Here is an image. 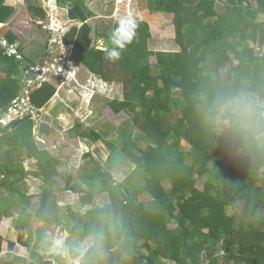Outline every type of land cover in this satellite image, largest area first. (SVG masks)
I'll return each instance as SVG.
<instances>
[{"label": "trees", "instance_id": "trees-1", "mask_svg": "<svg viewBox=\"0 0 264 264\" xmlns=\"http://www.w3.org/2000/svg\"><path fill=\"white\" fill-rule=\"evenodd\" d=\"M68 2L56 0L57 7H67L69 20L80 26L69 29L63 43L71 46L72 60L97 77L105 91L112 90L107 89L111 83L121 85V99L112 98L106 107L116 115L125 113L139 131L135 140L128 133L122 151L145 179L139 188H128L127 181L116 182L91 160L93 175L82 182L88 190L68 174L63 177V188L44 192L52 187L60 159L47 149V143L39 146L31 138L29 115L16 119L9 128L17 137L0 138V185L7 183L11 194L27 200L12 183L26 175L22 162L33 160L36 169L31 175L43 188L32 212L21 207L13 226L17 239L24 242L33 230L31 220L58 226L65 216L70 234L93 238L82 264H264V218L249 220L264 210V112L258 110L264 107V52L255 51L264 48V20L257 21L259 15L264 16V0H147L148 14L172 17L178 48L156 52L153 63L147 49L151 32L146 20L134 21L135 35L123 49L112 43L98 50L87 25L91 14L81 0ZM5 20L0 14V22ZM119 22L114 23L113 32ZM5 37L9 43L17 41L10 32ZM113 48L120 52L118 59L107 56ZM29 65L36 66L0 50L3 111L22 92L21 69ZM55 93L46 83L27 96L39 110ZM97 96L93 95L91 103ZM220 120L227 122L223 132L227 145L217 135ZM44 124L41 119L40 137L47 141ZM80 127L75 125L67 134L91 144L101 140L102 132L80 131ZM182 140L189 148L186 153ZM230 146L243 154L241 169L226 164ZM199 179L204 180L201 191L195 186ZM164 183L170 184L168 192ZM62 192L78 196V209L72 205L59 208L57 195ZM139 194L150 200L138 201ZM98 195L107 199L100 207L94 203ZM82 207L88 208L80 211ZM236 207L241 217L233 210ZM15 249L14 242L5 243L0 236V253L5 252L6 259L28 264L15 255ZM31 260L33 264H55L59 257L33 253Z\"/></svg>", "mask_w": 264, "mask_h": 264}, {"label": "rangeland", "instance_id": "rangeland-1", "mask_svg": "<svg viewBox=\"0 0 264 264\" xmlns=\"http://www.w3.org/2000/svg\"><path fill=\"white\" fill-rule=\"evenodd\" d=\"M120 5L122 9L121 17L127 16L133 21L137 20L142 22V20H146L148 22L151 38L147 41V49L150 55L151 63L154 61V54L156 52L178 50L173 41L174 34L171 23L172 17L170 15L148 16L146 12L147 0H121ZM129 9L132 10V12L129 13ZM102 10L104 9H100V11ZM123 10H126L127 13L125 14L126 11L124 12ZM59 20H63L61 15H59ZM263 20V15H259L257 17V21ZM97 21L100 22L99 26L101 27V31H95L96 35L105 33L109 34V32H111V28H113V21L108 23L107 20H103L102 16ZM248 29L250 30V28ZM63 30L65 29L63 28ZM92 37H95V34H93ZM249 45L250 47H254L251 43H249ZM42 50L43 47H40V52L36 53V56H32V60L38 59ZM255 51L261 54L264 52V48L258 50L255 48ZM231 53L232 52H230V55ZM234 63L235 62L233 61L232 64ZM74 69L77 70V81L79 82L80 86L87 84L88 81L91 80L93 89L103 94L99 95L96 93L98 96L93 99L95 102L91 103L89 95L82 93V89L74 91L66 89L63 86H58V94L60 96L59 99L50 101L43 108L42 120L45 123L44 125H47L46 127L48 129L46 134L49 135V140H47V149L53 150L54 154L58 156L61 162L57 168V174L53 178L52 189L63 188L66 184V181L63 179V177L68 174L73 176L74 183L83 185L82 182H84L88 176H92L94 172V165L91 160L98 163L102 171H105L107 174H109L116 182H121L124 180L127 181L126 185L128 188H139V186L143 183V177L145 179L143 171L139 169L136 171V166H134L133 163L123 155L122 151L128 133L131 135L130 138L135 140L139 135V131L133 127L131 120L125 113L116 115L113 114L108 107H106V103L112 98L121 99V85L118 83H111V86L107 87V89L112 88V90L105 91L104 87L101 86V83L99 86L95 87V77L92 76L82 65L74 64ZM222 78H225L224 73H222ZM73 86L74 84H70V87ZM258 110L264 112V107H260ZM31 121L33 122L31 138L34 137V139L39 142L42 140L43 142L39 143V146H41L40 144L43 145V143L46 142V139L40 137V126L38 124L41 120ZM77 124L82 126V128L80 127L79 129L80 131L90 129L102 132L101 140L95 144H91L89 140H82L78 138L73 139L74 135L70 137L69 133L67 134V131L74 130L73 127ZM216 126L218 133L217 135L220 134L222 138V145H227L223 134L227 128V122L224 120L217 121ZM19 141L21 143L24 140ZM261 143L264 144V135L262 136ZM180 145L183 147L181 148L183 153L189 151L185 141L182 140ZM140 146L143 148L145 143H140ZM86 154H89V157H83ZM226 164H232L236 169H241L244 166L243 154L239 150H236L230 146ZM22 166L24 172L26 173L25 177L23 179H19L17 182H13L12 185L14 189H17L20 194H24L27 200L19 196V194H11L10 191L12 189L8 187L7 183H4L0 186V210H2L1 206H4V210L0 211L1 219H3V221L9 219L10 217L8 216L10 215L11 211L15 213L14 217L12 218V224L11 226H8L7 232L3 233L6 226L5 224L1 223L0 233L3 235L5 243L8 241L14 242L16 246L15 253L18 256L28 260V264H33L31 261V255H33V253H40V255H43L45 258L51 256L59 257L58 253H60L61 255L63 254L67 256L69 259L71 257V261L77 259H72L73 256L70 255L71 253H69V248H71L69 244H71V246L80 245L79 247H81V250L85 252V250L87 251V249L93 243L92 238H86L81 243H78L75 236L72 235L71 243L69 241L66 243L65 241L64 245L60 246L58 243L55 247H52L53 243L56 241L54 240V235H57V237L60 235L59 229L57 230L56 234L52 228L42 225L41 223L36 222V220H31V228L33 230L25 235V244L23 240L20 241L17 239V233L15 234L13 231V226L19 216L18 210H20L21 207H25L32 212V210L36 207L37 197L40 196L41 192L39 193V191L43 190V188H40L41 182H39L38 179L35 180L36 178L31 175V173H33L36 169L34 161L25 160L22 162ZM204 180L199 179L195 184L196 188L200 191L202 190ZM164 189L168 192L170 190V184L164 183ZM51 191V188H46L44 190V192ZM97 197L98 198L95 201L96 205L100 207L106 203L107 199L105 196L98 195ZM59 199L62 202L61 206L59 207L61 210H64L67 205L75 206L74 209H78L79 203H77V195L65 192L64 197L58 198L57 200ZM137 200L140 202H147L150 200V198L146 195L139 194ZM5 204H8V206ZM79 210L83 211L85 210V207H82ZM233 210H236V214L241 217L242 212L240 211V207H236ZM63 218L67 223V218L65 216H63ZM262 218H264V210L258 211L253 217H249V220L254 222L259 221ZM169 227H172V225H169ZM63 231L64 230L61 228V232ZM67 235L70 236L68 233ZM50 238L51 241L49 240ZM66 250L68 251V255ZM75 252L78 253L79 251L77 250ZM78 255L79 253L76 256ZM0 259V264H16L14 261H10L5 258V252L0 253ZM54 263L59 264L60 260L59 263Z\"/></svg>", "mask_w": 264, "mask_h": 264}, {"label": "crops", "instance_id": "crops-1", "mask_svg": "<svg viewBox=\"0 0 264 264\" xmlns=\"http://www.w3.org/2000/svg\"><path fill=\"white\" fill-rule=\"evenodd\" d=\"M81 2H82L83 8L89 14H91L90 18L87 20V25L92 30L91 35L95 34V37L93 40H95V42H97L96 43L97 49L102 50L104 48H110L112 46V41H111V38L109 37V35L112 34L113 28H111V32H109V34L105 33V34L96 35L95 31H98V32L101 31V27L99 26L100 22H98L97 20L99 18H101V16H102L103 20H107L108 23H111V21H113V26H114V23L119 19L120 20L121 19H129L130 17H127V16L121 17V15H122L121 14L122 9H121V5H120L121 0H81ZM69 3H70V0L67 4H69ZM95 9L97 10V12ZM100 9H104V10L100 11ZM108 10H109V12H108ZM123 11L125 12L126 10H123ZM144 11H146V10H144ZM53 12H54L56 19H57V25L60 28H64L68 31L72 27H75V26L79 27L80 26L79 22L69 20V18L67 17V7H57L56 1H55L54 6H52L51 1H49V0H4L3 1V7H2V11L0 12V14L3 16V18H6V20L3 23L5 31L10 32L12 35H14L16 37V40H17L16 43H17L19 49L21 50V55L23 56V58H25L30 63H35L38 66H42L44 63L47 65H58L59 64L56 61L55 57H58V55L61 53L59 51L61 48L58 46L56 33H53L49 29V26L52 24L51 14ZM128 12L130 13V12H132V10L129 9ZM126 13H127V11L125 12V14ZM147 14H148V12H147ZM59 15H61L63 17L62 21L59 20ZM153 15L157 16V15H162V14H158V13L151 14V15L148 14V16H153ZM21 30L23 31V33ZM52 40H54V41H52ZM106 40H107V42H106ZM40 47H43V50L40 53L41 55L39 56L38 59L32 60V56H36L37 55L36 53L40 52ZM50 49H51V52H50ZM63 49L69 50L70 52H72V49L69 48V46L64 45V43H63ZM92 76H94V75H92ZM3 77H4V74L1 72L0 78H3ZM98 80L99 79L97 77H95V83H97ZM20 95L22 96V92L20 93ZM2 111L3 110L0 108V112H2ZM9 126L4 131H0V138L5 140V141H9V140L17 137V134L14 133L13 130H11L9 128ZM32 128H33V126H32ZM39 131H40V129H39ZM40 142H43V141L41 140ZM9 143H11V142H9ZM45 143H47V141L44 142L43 145H46ZM35 180H37V179H35ZM49 188H51L52 193L53 192L55 193L56 189H52V187H49ZM39 193H40V191H39ZM48 193H50V192H48ZM64 193L65 192L58 193L57 196H59L60 198H63ZM40 196H41V193H40ZM40 196L37 197V204L36 205H38V203H39ZM96 200L97 199L95 198L94 203ZM61 204H62V202L59 199L58 200V206L60 207ZM5 205L8 206V204H5ZM96 206H98V205H96ZM1 208H2V210H0V211H3L4 206H1ZM87 208L88 207H85V209H87ZM18 212L20 213V210H18ZM19 213H18V215H19ZM14 215H15V213L11 211L10 215L8 216L10 218L7 220H4V221L0 217V227H1V223L5 224V226H6L3 233L8 231V226L9 225L11 226L12 220H13L12 218L14 217ZM36 222H38V221H36ZM38 223H40V222H38ZM65 225H66V222H65V219L63 218V223L61 225H58V226L49 225L48 226L49 228H52L54 231L59 229L60 235L58 237H57V235H54V240L58 241L60 246L64 245L65 241H66V243L68 241L71 243L72 234H70L68 231V225H66V226ZM61 228L64 230L63 232H61ZM52 229H50V230H52ZM67 233L70 234V236H68ZM15 234H16V232H15ZM0 236L3 238V235L1 233H0ZM75 238H76V241L78 243H81L84 239L92 238V237H86L83 239H79L77 237H75ZM49 240L51 241V238ZM8 242H10V241H8ZM24 244H25V240H24ZM69 245L71 247V248H69V253H71L70 255L73 256L72 259L73 258H77V259H74L71 261L70 260L71 257L69 259V258H67V256H65L63 254L61 255L60 253H58L60 263L61 264H75L76 262H81V264H82L83 260H84V255L87 251L85 250V252H83L81 250V247H79L80 246L79 244H78L79 246H77V245L71 246V244H69ZM77 250L79 251L78 256H76L78 253L75 252ZM66 253L68 255L67 250H66ZM38 254H40V253H38ZM15 255H17V254L15 253ZM31 261L33 263V260H31ZM64 261H65V263H64Z\"/></svg>", "mask_w": 264, "mask_h": 264}, {"label": "built area", "instance_id": "built-area-1", "mask_svg": "<svg viewBox=\"0 0 264 264\" xmlns=\"http://www.w3.org/2000/svg\"><path fill=\"white\" fill-rule=\"evenodd\" d=\"M55 3L56 0H49ZM4 27L3 23H0V47L5 49V52L8 56H16L17 59H21V56L18 55L16 44H9L6 39L2 37V28ZM50 31L58 32V45L60 44L61 37L66 33L67 30H63L58 25L55 28L53 24L49 26ZM54 41V40H52ZM60 54L58 57H55L58 65H47L43 64L42 66H28L23 70L22 73V96L16 98L12 101L11 105L5 111L0 112V129L7 128L14 120L20 119L26 115L30 116L31 120L40 121L42 119V111L34 109L28 99V91L32 89H37L41 85L48 83L56 88V93L54 96L58 95V86H63L66 89L77 91L82 89V93L89 95V99H92L96 91L93 89L91 81H88L87 84L80 86L77 81V72L74 69L75 62L71 58V52L69 50H64L60 46ZM69 48H71L69 46ZM51 52V49H50ZM57 81V82H56ZM72 82V83H71ZM70 84H74L73 87H70ZM2 175H0V181L2 180Z\"/></svg>", "mask_w": 264, "mask_h": 264}, {"label": "clouds", "instance_id": "clouds-1", "mask_svg": "<svg viewBox=\"0 0 264 264\" xmlns=\"http://www.w3.org/2000/svg\"><path fill=\"white\" fill-rule=\"evenodd\" d=\"M0 23H4V22H0ZM135 27H136V24H135V22L132 20V19H121L120 20V22H119V27L113 32V34H112V37H111V40H112V43L114 44V45H116L118 48H120V49H123L124 47H125V44L126 43H130L131 41H132V38H133V36L135 35V32H134V29H135ZM63 29V28H62ZM66 30V29H65ZM1 32H2V37H3V39H6L7 40V38L5 37V33H7L6 31H5V28L3 27L2 28V30H1ZM67 32V31H66ZM54 33H57V39H58V32H54ZM64 36V35H63ZM63 36L61 37V40H60V44L58 45L59 47L60 46H62L63 47ZM7 42H8V40H7ZM9 43V42H8ZM9 44H16L17 45V43L16 42H14V43H9ZM71 47V46H70ZM18 45H17V47H16V50H17V53H18ZM102 49V48H101ZM0 50H3L4 51V53L6 54V52H5V49H3V48H1L0 47ZM103 50V49H102ZM7 55V54H6ZM18 55H20L19 53H18ZM8 56V55H7ZM21 57H23L22 55H20ZM107 56H108V58L109 59H118L119 58V56H120V52L119 51H117L115 48H113L112 50H110V51H108L107 52ZM10 57V56H9ZM16 57V56H15ZM18 60H21V59H18ZM75 64H77V63H75ZM25 69V67H22V72H23V70ZM76 72H77V70H76ZM46 84V83H45ZM51 85V84H50ZM100 85V81H97V83H95V87L96 86H99ZM42 86V85H41ZM40 86V87H41ZM53 86V85H52ZM39 87V88H40ZM55 89L57 88V87H55V86H53ZM38 89V88H37ZM96 93H97V91H96ZM59 94L57 95V96H53V99L52 100H55V99H59ZM51 100V101H52ZM39 110H43V108L42 109H39ZM130 162V161H129ZM134 166H136L135 164H133ZM1 175V174H0ZM3 177V176H2ZM2 180H3V178H2ZM1 180V181H2ZM0 181V182H1ZM1 186V185H0ZM55 232H56V234H57V230H55ZM54 232V233H55ZM59 242L58 241H55L54 243H53V246L52 247H55L57 244H58ZM59 263V262H58ZM59 264H61V263H59ZM75 264H81V262H76Z\"/></svg>", "mask_w": 264, "mask_h": 264}, {"label": "water", "instance_id": "water-1", "mask_svg": "<svg viewBox=\"0 0 264 264\" xmlns=\"http://www.w3.org/2000/svg\"><path fill=\"white\" fill-rule=\"evenodd\" d=\"M51 4H52V6H54L55 3L53 1H51ZM51 22L54 25V27L56 28L57 27V19H56L54 12L51 14ZM56 36H57V33H56Z\"/></svg>", "mask_w": 264, "mask_h": 264}]
</instances>
